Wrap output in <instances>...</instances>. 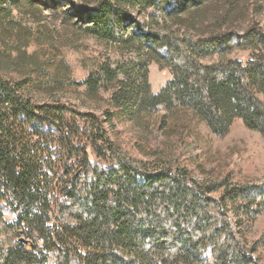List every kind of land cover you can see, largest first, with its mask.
<instances>
[{
	"label": "trees",
	"instance_id": "16d2710c",
	"mask_svg": "<svg viewBox=\"0 0 264 264\" xmlns=\"http://www.w3.org/2000/svg\"><path fill=\"white\" fill-rule=\"evenodd\" d=\"M42 11L106 45L96 72L74 83L102 105L55 98L64 63L0 76V264H264L239 218L264 183L198 179L186 164L131 156L119 139L125 124L155 139L192 122L224 135L240 119L264 140V0H0V29L19 26L14 12ZM152 62L171 75L155 94ZM43 88L51 99L37 97Z\"/></svg>",
	"mask_w": 264,
	"mask_h": 264
},
{
	"label": "rangeland",
	"instance_id": "374dc122",
	"mask_svg": "<svg viewBox=\"0 0 264 264\" xmlns=\"http://www.w3.org/2000/svg\"><path fill=\"white\" fill-rule=\"evenodd\" d=\"M14 17L23 30H19V26L10 33L0 29V76L20 77L42 61L53 65L64 63L68 67L65 72L67 87L64 92L54 91L55 98L64 99L80 109L95 110L102 105L93 102L84 87L74 90V83L96 72L97 65L108 52L106 45L63 25L59 12L50 14L42 11L36 18L14 12ZM231 57L246 62L248 51H234ZM41 73H46L45 83L52 85L54 73L51 69ZM170 78L166 68L154 62L149 65L148 82L152 93H158ZM37 92L40 93L38 98L51 99L47 88L37 89ZM100 96L107 98L103 92ZM119 130L124 149L133 157L147 162L161 157L173 163L186 164L198 179L227 177L234 184L264 183V140L260 133L247 128L240 119H235L224 135H216L205 125L194 122L183 132L180 128L168 132L163 130L155 139L148 130L142 133L135 125L125 124ZM139 139H144V144H136ZM259 191L261 200L251 205L250 210L242 208L239 218L244 238L256 244V254L264 261V185Z\"/></svg>",
	"mask_w": 264,
	"mask_h": 264
}]
</instances>
